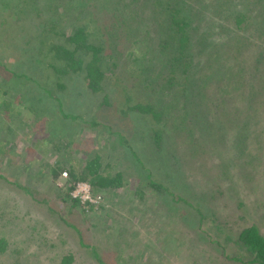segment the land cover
<instances>
[{
	"label": "rangeland",
	"instance_id": "obj_1",
	"mask_svg": "<svg viewBox=\"0 0 264 264\" xmlns=\"http://www.w3.org/2000/svg\"><path fill=\"white\" fill-rule=\"evenodd\" d=\"M60 1L56 32L70 34L67 20L105 25L95 38L115 63L110 101L95 118L101 94L80 72L59 77L58 90L51 61L37 55L41 21L18 19L0 0V264H56L68 253L73 264H259L236 241L248 225L264 236V22L253 17L237 35L234 22L241 9L259 16L264 0H195L200 52L186 75L175 70L176 92L152 93L166 120L158 142L150 114L121 109L128 96L129 106L144 103L147 72L171 76L164 13L153 0ZM38 83L83 120L64 116ZM96 155L123 183L92 207L72 205L68 170Z\"/></svg>",
	"mask_w": 264,
	"mask_h": 264
},
{
	"label": "trees",
	"instance_id": "obj_2",
	"mask_svg": "<svg viewBox=\"0 0 264 264\" xmlns=\"http://www.w3.org/2000/svg\"><path fill=\"white\" fill-rule=\"evenodd\" d=\"M119 1V0H118ZM151 0H147V4ZM155 7L153 10L155 11V15H160V11L164 13L163 21L160 27L163 30L169 31L165 34V36L161 39L163 42L161 44V48L164 53L169 54L170 58V66L169 71L171 76H167L162 82L158 75L157 77L150 74V71L147 72V83L144 84L147 89H145L146 100H143L144 103H135L131 106L125 104L129 101V96L123 102V108L121 112H126L128 110H138L142 119L143 116L147 113L152 117V123L154 126H150L149 130L154 134V140L156 142L160 141L163 137V132L166 124V120L164 117V111H161L159 107H156V101L154 98L153 92L163 93L165 89L169 90V93H174L175 85H178L179 82H175L178 78L176 77L175 70L181 67V73L186 75V71L191 68L192 62L197 58V53L200 51L198 49L192 48L194 44L199 43L201 45V39H193L192 38V29L197 27V22L194 21V26L192 25V14L193 8L197 7L195 0H164L165 2H161V0H153ZM4 7L7 9L10 7L11 10H14L17 14L18 19L22 18V21H27L31 18V16H35L38 23L41 21V28L38 31L40 34L39 45L36 47L38 56L42 57V60L46 62L47 59L51 62H46L48 66H51V75L56 79V88L58 90H64L63 86H65L60 80L59 77L69 75L70 73L80 72L82 73L83 78L85 79L86 88L89 90V93L101 94V100L98 102V105L93 107L92 115L97 116V112L100 113L99 109L103 108L110 101L109 99V91H111L106 84V82L111 81L109 78V73L107 71L111 70L115 63L110 62L109 58L106 57L101 50L105 47L103 45V41L95 38V34H105L102 30L105 26L104 24L97 23L92 18L90 21L83 23L81 25H77L74 23L75 21H66L69 23H65L64 25L69 29H72L70 34H64L62 29H58L55 31V28L63 24L61 21V14L57 15L56 9L59 8V4L62 2L60 0H2ZM192 3V6H191ZM22 7V8H21ZM199 7V6H198ZM264 7V6H263ZM13 11V12H14ZM237 15L235 17V32L236 35L239 33V27H248L251 22L248 20L255 19V22H264V15L262 17V8L259 9V16H253L249 14L250 12H246L243 9L237 10ZM41 15V16H40ZM161 17V16H160ZM123 25V24H122ZM107 32V31H106ZM108 33V32H107ZM207 41V38L204 39ZM203 41V42H204ZM243 48L244 46L240 44ZM104 47V48H103ZM262 47H259L256 50H261ZM257 54V59H260V51L255 52ZM259 57V58H258ZM261 67L264 69V63H260ZM2 66V65H1ZM109 68L107 69V67ZM212 64L209 65L208 68H212ZM14 70H9L12 75L18 74L17 69L13 67ZM263 74V73H262ZM262 76V75H261ZM261 83L264 84V77L261 78ZM260 84V82H259ZM115 86V84H113ZM38 87L41 88V85L38 83ZM113 88V87H112ZM111 88V89H112ZM44 92L49 94L50 97L55 101L56 107L59 111L62 112L64 116H69L72 119L79 118L81 121L83 120L82 114L70 113L68 111L62 110L63 101L61 96H56L52 94V89L49 87L42 86L41 88ZM112 90H115L114 88ZM48 94V95H49ZM78 98H83L84 96L80 92H76L75 94ZM175 95H173L174 97ZM80 100V99H79ZM154 100V101H153ZM172 104V103H171ZM174 104V103H173ZM172 104V105H173ZM104 105V106H103ZM163 107V106H162ZM64 112V113H63ZM90 114V117H91ZM89 117V119H90ZM94 118V119H95ZM90 122V121H89ZM98 122L92 120V124L96 125ZM163 127V130H162ZM221 136V135H220ZM218 137V135H217ZM223 137V135H222ZM234 137V135H233ZM121 138V137H120ZM100 157L95 156L92 159H89L88 162L85 163L83 167L75 173L74 170L69 168V178L70 183L74 184L77 181H85L87 182L93 194H99L104 189L111 187H119L122 185V175L119 171L114 172L113 175L109 173H104V168H108V163L104 165L100 164ZM54 168H51V173L56 172ZM231 179L237 178L236 174H231ZM241 186V184L239 185ZM69 189V188H68ZM70 187L68 194H70ZM72 205H77L78 201L75 198L71 197ZM87 206L92 207L91 204H87ZM199 219L203 220L204 215L199 214ZM238 244L244 251H247L252 258L249 261L257 262L259 264H264V236L259 231L258 227L255 225H248L243 227L237 237ZM3 244V240L0 242V247ZM2 249V248H1ZM96 254V253H95ZM98 260L101 259L98 257ZM56 264H73V257L70 253L65 254L61 257L60 261ZM100 264H103L100 261Z\"/></svg>",
	"mask_w": 264,
	"mask_h": 264
},
{
	"label": "built area",
	"instance_id": "obj_3",
	"mask_svg": "<svg viewBox=\"0 0 264 264\" xmlns=\"http://www.w3.org/2000/svg\"><path fill=\"white\" fill-rule=\"evenodd\" d=\"M64 177L67 176V172L63 171L61 173ZM70 196L79 200V202L86 204L97 203L100 200V194H93L91 187L87 182L78 181L72 184V189L70 190Z\"/></svg>",
	"mask_w": 264,
	"mask_h": 264
},
{
	"label": "crops",
	"instance_id": "obj_4",
	"mask_svg": "<svg viewBox=\"0 0 264 264\" xmlns=\"http://www.w3.org/2000/svg\"><path fill=\"white\" fill-rule=\"evenodd\" d=\"M111 187V186H110ZM101 193V192H100ZM135 220V219H134ZM133 222H135V221H133Z\"/></svg>",
	"mask_w": 264,
	"mask_h": 264
}]
</instances>
